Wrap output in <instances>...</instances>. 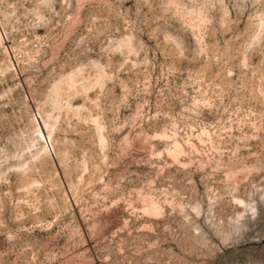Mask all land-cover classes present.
I'll return each mask as SVG.
<instances>
[{
    "label": "rangeland",
    "instance_id": "rangeland-1",
    "mask_svg": "<svg viewBox=\"0 0 264 264\" xmlns=\"http://www.w3.org/2000/svg\"><path fill=\"white\" fill-rule=\"evenodd\" d=\"M0 264H264V0H0Z\"/></svg>",
    "mask_w": 264,
    "mask_h": 264
},
{
    "label": "bare ground",
    "instance_id": "bare-ground-1",
    "mask_svg": "<svg viewBox=\"0 0 264 264\" xmlns=\"http://www.w3.org/2000/svg\"><path fill=\"white\" fill-rule=\"evenodd\" d=\"M40 136H41V138L44 140V142L46 143V141H47L48 138H47L43 133H40ZM48 140H49V139H48ZM47 142H48V141H47ZM46 144H47V143H46ZM251 206H252V205H251ZM153 208L156 209V210L158 209L156 206H154ZM250 208H251V207H250Z\"/></svg>",
    "mask_w": 264,
    "mask_h": 264
}]
</instances>
